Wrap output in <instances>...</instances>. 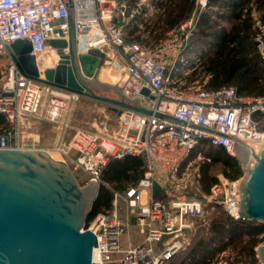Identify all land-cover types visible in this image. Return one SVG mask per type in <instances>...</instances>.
<instances>
[{
	"label": "built area",
	"instance_id": "2783aa9c",
	"mask_svg": "<svg viewBox=\"0 0 264 264\" xmlns=\"http://www.w3.org/2000/svg\"><path fill=\"white\" fill-rule=\"evenodd\" d=\"M205 1L199 0V5L203 7ZM158 13L151 0H135L131 7L126 0H0V56L9 61L0 80L4 119L0 150L34 149L22 146L18 125L21 116L35 115L45 99L46 120L61 129L56 145L61 160L76 179L83 175L81 185L94 181L111 193L110 208L84 227L96 239L91 253L94 264H165L181 249L193 220L217 210L241 219L238 179L219 178L205 192L200 184L201 156L189 159V155L205 142L234 157L233 138L258 143L264 137V96H239L232 87L207 90L205 82L186 81L195 70L184 58L194 16L155 45L132 37L131 32L142 27L137 17L151 19ZM70 29L75 55L103 53L102 67L117 73L115 88L126 101L151 114L121 110L109 134L73 128L70 114L80 97L19 73L8 45L28 41L41 74L38 64L46 57L53 59L54 67L61 55H69ZM51 40L65 41L66 46L52 47ZM257 47L264 63L259 38ZM125 156L142 157L143 171L136 183L115 191L101 175L110 161ZM154 182L159 190L153 197ZM131 229L140 242L124 244L122 239L126 235L129 240Z\"/></svg>",
	"mask_w": 264,
	"mask_h": 264
},
{
	"label": "water",
	"instance_id": "95a60500",
	"mask_svg": "<svg viewBox=\"0 0 264 264\" xmlns=\"http://www.w3.org/2000/svg\"><path fill=\"white\" fill-rule=\"evenodd\" d=\"M48 44L66 46L65 41ZM68 48V56L61 55L54 67L41 74L28 41H15L6 50L19 73L29 80L104 103L117 114L121 110L151 114L126 101L115 87L97 81L104 54L91 50L76 56L72 29ZM94 83L114 91L117 98L97 94ZM232 140L233 158L242 172L237 187L238 215L264 223V137L258 143ZM99 188L94 181L79 184L68 165L52 152L0 150V264H94L91 253L97 247L96 239L84 229V221ZM158 190L154 182L153 197ZM256 254L264 264V244L257 247Z\"/></svg>",
	"mask_w": 264,
	"mask_h": 264
},
{
	"label": "trees",
	"instance_id": "16d2710c",
	"mask_svg": "<svg viewBox=\"0 0 264 264\" xmlns=\"http://www.w3.org/2000/svg\"><path fill=\"white\" fill-rule=\"evenodd\" d=\"M126 1L130 7L135 2ZM151 5L160 13L151 19L137 17L136 21L143 25L150 38L156 40L191 16L195 18L189 44L201 45L202 52L198 67L186 78L187 81L199 79L203 82L206 79L204 87L207 90L232 87L239 96H264V63L257 47L259 38L264 52V0H206L203 7L199 5V0H151ZM135 38L145 42L139 36ZM199 145L206 146L203 155L206 160L223 163L225 170H228L224 174L226 178L235 180L241 176L239 164L233 157L205 142ZM199 147L190 153L189 159L198 152ZM207 167H199L200 184L205 192L217 182L215 177L208 175ZM142 171V157L125 156L110 161L101 177L108 184H116L123 189L136 183ZM110 201L111 193L100 187L85 218L84 227L97 213L109 209ZM208 231V236L200 239L194 247L193 253L197 259L184 258L181 264L188 260L189 264H205L227 245L235 250L238 248L235 263L258 264L255 249L264 243V223L235 220L222 212L213 218Z\"/></svg>",
	"mask_w": 264,
	"mask_h": 264
},
{
	"label": "rangeland",
	"instance_id": "374dc122",
	"mask_svg": "<svg viewBox=\"0 0 264 264\" xmlns=\"http://www.w3.org/2000/svg\"><path fill=\"white\" fill-rule=\"evenodd\" d=\"M167 33L164 34L163 36L161 35L159 40H156L155 38L149 37V35L144 31V27L142 25L141 28L134 31L132 37L139 36L143 41H145L146 44L155 45L160 41L164 40L166 38ZM189 43L190 40H188V45H187L188 48L184 53V58L188 61V63L191 64L190 67H194V69H196L198 67L197 65L199 63L200 54L202 52V46L201 45L194 46V45H190ZM174 58H175V54L169 57L168 69L171 68L170 65L174 60ZM8 62L9 61L7 57L0 56V80L4 77L8 69ZM53 63L54 62L52 58L46 57L43 61H41V63L38 64L39 69L42 72L43 70H45V66L52 67ZM116 76L117 73H115L114 70L110 69L108 66H103L98 71L97 81L103 85H107L109 87H115L113 83H115L116 81ZM205 80L206 79H204L203 82H205ZM195 81H197L198 84L203 83L199 81V79ZM104 95L111 98H117V95L114 91L113 92L107 91L106 94L104 93ZM45 102L46 101L44 99L42 101V105L39 111L35 115L21 116L18 125V137L22 146L25 148L41 149L59 155L56 151V145L59 140V137L61 136V129L58 124H54L46 120ZM70 124L73 128H79L86 131H102L105 134H109L112 133L117 126V113L114 112L112 109H110L109 106L104 103L94 101L88 98L80 97L79 100L74 104V107L71 111ZM199 146L200 145H198L197 147ZM206 150H207L206 146L199 147L198 152L194 154L192 158H196L197 155L200 154L201 161H199V166L207 165L208 175L210 177H215L217 181L219 178L229 180L224 175L225 173H228V170L227 171L225 170L224 166L222 165L223 164L222 162H213L212 160L208 162L205 160L203 155H204V151ZM211 156L215 157L214 154H212ZM60 158L62 159L61 156ZM82 177H83L82 174L80 176H77V181L79 184H81L80 178ZM109 186L112 187V189H114L115 191L121 192L124 190V188L121 189V187H119V185L116 184L110 183ZM110 206H111V201H110ZM219 214H222V212L217 210L206 215L202 219L193 220L190 229L182 238L181 249L176 254H174L165 264H181L184 258L197 259L195 257V253H193L194 247L200 239H204L208 236L209 225L213 220V218ZM129 234H130L129 240L128 237L124 235L122 239V242H124V244L126 243L137 244L140 242V239L137 237L134 229H131ZM237 252H238V248L235 250L233 249V246L227 245L223 249V251L215 253L211 258H209L205 264H241L234 262V260L236 259ZM256 258L258 260V264H262L259 261L257 254H256ZM185 264H189V260L186 261Z\"/></svg>",
	"mask_w": 264,
	"mask_h": 264
},
{
	"label": "flooded vegetation",
	"instance_id": "af4514ba",
	"mask_svg": "<svg viewBox=\"0 0 264 264\" xmlns=\"http://www.w3.org/2000/svg\"><path fill=\"white\" fill-rule=\"evenodd\" d=\"M49 68H52V67H49ZM45 69H47V68H45ZM92 88L97 94H100V95H104V93L106 94L107 91H112L110 89H107V87L100 86L99 83H94L92 85Z\"/></svg>",
	"mask_w": 264,
	"mask_h": 264
},
{
	"label": "crops",
	"instance_id": "0c3cea01",
	"mask_svg": "<svg viewBox=\"0 0 264 264\" xmlns=\"http://www.w3.org/2000/svg\"><path fill=\"white\" fill-rule=\"evenodd\" d=\"M3 118V117H2ZM4 123V119H3V122L2 123H0V125H2Z\"/></svg>",
	"mask_w": 264,
	"mask_h": 264
}]
</instances>
